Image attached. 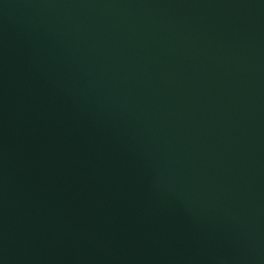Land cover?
I'll return each instance as SVG.
<instances>
[{
    "label": "water",
    "instance_id": "obj_1",
    "mask_svg": "<svg viewBox=\"0 0 264 264\" xmlns=\"http://www.w3.org/2000/svg\"><path fill=\"white\" fill-rule=\"evenodd\" d=\"M0 264H264V0H0Z\"/></svg>",
    "mask_w": 264,
    "mask_h": 264
}]
</instances>
